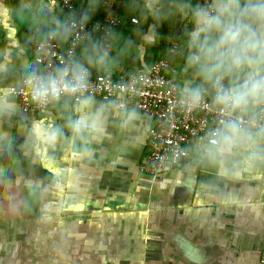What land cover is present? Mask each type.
I'll return each mask as SVG.
<instances>
[{"label": "crops", "instance_id": "0c3cea01", "mask_svg": "<svg viewBox=\"0 0 264 264\" xmlns=\"http://www.w3.org/2000/svg\"><path fill=\"white\" fill-rule=\"evenodd\" d=\"M104 1L74 0L79 18L102 19ZM179 2L130 0L127 6L121 0L116 6L127 14L118 16L110 56H103L94 35L73 62L114 74L121 66L146 68L166 58L168 77L181 87L193 79L185 69L184 35L182 45L166 41L155 26L186 20L176 14ZM166 9L176 16L163 19ZM64 18L57 0H0V50H9L12 61L7 73L0 72V89L22 84L36 46L50 36L62 38ZM175 41L181 50L173 56ZM94 100L93 111L107 106L106 133L89 135L86 149L66 127L69 117L80 114L71 98L53 100L41 111L25 110L15 98L18 113L0 117V264H264V166L233 179L200 164L194 144L181 164H169L157 178L143 175L139 166L153 121L129 104L125 108L135 109L139 119L126 125L122 102L110 107ZM33 121L63 129L48 150L61 170L58 179L35 155ZM75 150H84L83 156L74 158ZM26 188L37 190L36 204Z\"/></svg>", "mask_w": 264, "mask_h": 264}, {"label": "clouds", "instance_id": "9594fccd", "mask_svg": "<svg viewBox=\"0 0 264 264\" xmlns=\"http://www.w3.org/2000/svg\"><path fill=\"white\" fill-rule=\"evenodd\" d=\"M155 4L159 0H153ZM176 14L187 20L184 30L185 69L193 79L180 87L177 105L190 112L207 105L215 110L217 121L208 137L194 146L197 161L215 166L225 176L238 179L245 171L264 166V0H180ZM190 25V27L188 26ZM0 72L7 73L11 52L0 50ZM71 72L68 77L67 73ZM34 103L44 105L58 100L62 93L74 95L77 117L66 122L72 140L88 136L99 139L106 133V105L92 110L95 100L84 95L88 87V69L73 62L48 77H27ZM14 90L0 89V117L18 113ZM125 124L139 119L135 109L124 110ZM63 135V129L33 121L31 144L41 161H48L57 179L56 167L49 148ZM84 150L72 152L80 158Z\"/></svg>", "mask_w": 264, "mask_h": 264}, {"label": "built area", "instance_id": "2783aa9c", "mask_svg": "<svg viewBox=\"0 0 264 264\" xmlns=\"http://www.w3.org/2000/svg\"><path fill=\"white\" fill-rule=\"evenodd\" d=\"M62 13L69 16L64 22V34L61 37L50 36L35 48V62L29 66L28 75L14 90V97L28 111H41L48 108L52 101L44 105L33 102L27 77H48L56 74L62 67H70L83 42L97 36L101 42V53L109 57L113 51L115 29L121 19L115 14V7L121 0H105L104 17L90 23L79 18L74 0H57ZM133 24L138 23L134 17ZM64 42L66 48L63 47ZM181 45L171 43V55L180 53ZM88 69V87L84 95L100 98L110 107L122 108L134 104L144 117L153 121L148 136V151L139 166L143 175L157 178L169 164L179 165L189 156V148L205 140L217 121L215 110L208 104L190 112L182 111L176 101L180 87L167 73L172 69L169 59L159 58L146 68L121 66L114 74H97ZM71 76V72L67 73ZM61 98L74 95L62 93ZM122 98L123 101H118ZM264 261V259H263Z\"/></svg>", "mask_w": 264, "mask_h": 264}, {"label": "rangeland", "instance_id": "374dc122", "mask_svg": "<svg viewBox=\"0 0 264 264\" xmlns=\"http://www.w3.org/2000/svg\"><path fill=\"white\" fill-rule=\"evenodd\" d=\"M170 1V5L173 6V0H169ZM160 12H163L162 13V18L163 19H168V18H173L174 16H176V14L173 13V9H166V10H163V11H160ZM128 17L130 18V16L128 15ZM161 17V16H160ZM156 21V20H155ZM158 21H161L160 19ZM179 22L182 23V27L180 25H177L176 23H173V24H170L168 26L164 25L162 22H156L155 23V26L158 27L157 30L160 31V33L163 35L164 39H166V41L169 39V40H178L181 45H182V40H181V37H179V34H175L176 32H174L175 30H179L178 32H184V29H185V25H187V20H180ZM177 26V27H176ZM190 27V25H188ZM182 30V31H181ZM167 36H169V38H167ZM27 190H24V194L26 196H31V200L30 202L36 204L38 202V195L37 194V190L36 189H33V188H26ZM17 191V189L15 190ZM3 221H6L8 219H10L9 216H4L2 217Z\"/></svg>", "mask_w": 264, "mask_h": 264}, {"label": "trees", "instance_id": "16d2710c", "mask_svg": "<svg viewBox=\"0 0 264 264\" xmlns=\"http://www.w3.org/2000/svg\"><path fill=\"white\" fill-rule=\"evenodd\" d=\"M193 1V3L195 4V3H199V1H204V0H192ZM124 2L127 4V6H130V0H124ZM173 2H175V3H177V2H179V0H173ZM120 6V5H119ZM64 14V13H63ZM115 14H116V16H125L126 14H127V10L126 9H118L117 8V6L115 7ZM64 21L62 22V23H64L68 18H67V16H66V14H64ZM83 20H85L86 22H88V23H90L91 21V18L90 17H88V16H85V15H82V17H81ZM98 18H100V17H98ZM133 18V17H132ZM96 19H94V20H92V21H95ZM97 20H99V19H97ZM178 25H180L181 27L183 26L182 25V23L181 22H178ZM182 31V30H181ZM174 32H176V30L174 31ZM176 34V33H175ZM184 35V32H179V37H181V36H183ZM54 37H60V35H54Z\"/></svg>", "mask_w": 264, "mask_h": 264}]
</instances>
